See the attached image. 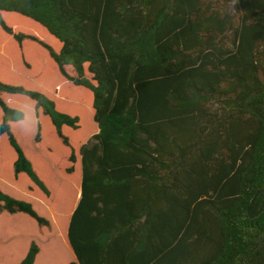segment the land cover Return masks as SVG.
Returning a JSON list of instances; mask_svg holds the SVG:
<instances>
[{
    "label": "trees",
    "instance_id": "1",
    "mask_svg": "<svg viewBox=\"0 0 264 264\" xmlns=\"http://www.w3.org/2000/svg\"><path fill=\"white\" fill-rule=\"evenodd\" d=\"M216 1L0 0V28L19 62L31 68L33 44L89 94V110L69 112L0 82V140L16 154L14 182H32L28 197L41 203L53 189L14 135L25 113L5 94L33 101L70 163L79 156L78 170L68 169L79 192L67 214L53 191L69 264H264V0ZM7 17L28 23L15 28ZM91 126L97 133L79 147ZM3 213L51 228L32 203L0 188ZM40 253L33 241L18 264H38Z\"/></svg>",
    "mask_w": 264,
    "mask_h": 264
},
{
    "label": "rangeland",
    "instance_id": "2",
    "mask_svg": "<svg viewBox=\"0 0 264 264\" xmlns=\"http://www.w3.org/2000/svg\"><path fill=\"white\" fill-rule=\"evenodd\" d=\"M221 3L223 4L222 1H216L219 7L222 5ZM225 6L227 7V5ZM7 20L15 28L21 29H24L25 24L28 23L25 19L22 20L16 17H7ZM41 37L46 41H50V37L47 35L42 34ZM9 38L0 28V82L40 91L48 97H52L58 109L65 108L69 112H72L75 105V107H79V104H81L83 110H89V94H87V91L70 85L60 75L57 66L50 62L48 55L41 48L35 47L33 44L27 46L25 58L31 64V68H28L25 66L26 61H24L25 65L22 64V60V63L19 62L21 50L19 46H15V48L14 45H11ZM54 46L58 48L56 44ZM23 51L25 53V49ZM57 88H59L58 91ZM4 100L9 107L22 110L25 113V120L13 124L12 131L26 156L36 166L40 177L53 190L51 196L40 203L34 201L36 198L28 197L26 189L29 185H32V182L27 176L21 175L22 177L19 181L14 182L16 154L10 147L7 136H3L0 140V188L9 195L12 194V196L20 200L24 199V201L32 203L37 212L49 220L51 228L38 229L36 222L23 214L9 215L3 213L0 215V264H18L19 259L17 256L25 253L27 247L33 241L41 248L38 264H69L74 262L75 258L68 251L67 245L68 223L63 228V234H60L62 232L59 228L61 222L57 212L52 209L56 202V196L53 195L54 192L57 198L61 197L58 202L60 213L67 214L68 207L67 211H64L67 200H69V204H73V199H70V193L73 191V193L79 192V190H74L76 184L75 182L73 184L70 182L74 174H70L68 169L73 167L74 172L78 170L79 156L75 152L78 162L75 165L70 163V150H68L69 153L67 154L68 151L60 142L50 120L43 115L36 116L33 101L24 97L7 94H5ZM73 115L80 117L82 124L90 125L91 117L89 115L87 116V114L79 111H76ZM39 124L41 125L42 138L40 141L42 142L36 144L34 139ZM65 130H68L66 134L69 135L68 133H70L69 130L71 129L65 127ZM81 132L80 130L79 132H74V134L71 133L69 136H77ZM96 133V128H93V126L87 127V135L85 138L79 140L77 145L80 147L87 143ZM74 142L76 145V141ZM70 143L73 145L71 140ZM65 155L68 162L65 160ZM61 170L64 171L61 172ZM36 191L40 193L35 188V194L37 193ZM77 195L78 193L76 194V203L78 201ZM54 208H56V205Z\"/></svg>",
    "mask_w": 264,
    "mask_h": 264
}]
</instances>
